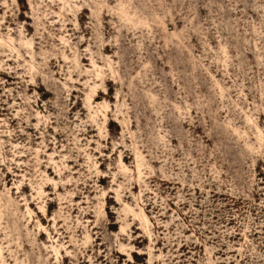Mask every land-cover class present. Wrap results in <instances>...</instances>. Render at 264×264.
Masks as SVG:
<instances>
[{
    "label": "rangeland",
    "instance_id": "374dc122",
    "mask_svg": "<svg viewBox=\"0 0 264 264\" xmlns=\"http://www.w3.org/2000/svg\"><path fill=\"white\" fill-rule=\"evenodd\" d=\"M0 264H264V0H0Z\"/></svg>",
    "mask_w": 264,
    "mask_h": 264
}]
</instances>
